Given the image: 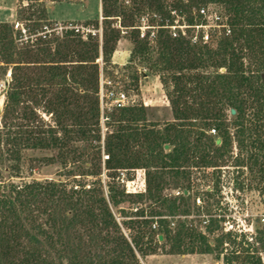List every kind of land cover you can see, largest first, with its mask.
<instances>
[{"label": "trees", "instance_id": "obj_1", "mask_svg": "<svg viewBox=\"0 0 264 264\" xmlns=\"http://www.w3.org/2000/svg\"><path fill=\"white\" fill-rule=\"evenodd\" d=\"M27 1L18 14L29 21L23 24L27 39L14 23H0V67L11 66L0 160L18 165L28 149H57L49 162H60L67 171L60 180H0V264H143L140 258L161 248L174 255H214L223 264H264V225L253 233L227 230L225 217L217 213L221 167L233 158L234 166L248 170L250 188L264 197V0H134L132 7L102 0L101 41L73 30L38 35L50 25L47 6L43 0ZM201 3L219 6L231 26L230 35L213 41L215 48L173 38L165 29L151 41L135 28V12L150 10L162 24L173 21L172 9L191 19L192 8ZM122 11L127 21L112 26ZM129 29L135 46L127 63L139 60L147 75L159 76L173 120L147 122L142 103L115 108L105 115L113 129L102 142L100 76ZM144 75H134L136 86ZM41 107L54 124L40 119ZM231 109L236 113L229 119ZM139 168L146 172V191L127 193L118 172ZM89 177L96 181L89 184ZM169 186L180 194H165ZM143 200L151 202L149 211L120 207ZM116 213L132 219L121 222ZM192 215L198 226L187 219Z\"/></svg>", "mask_w": 264, "mask_h": 264}, {"label": "rangeland", "instance_id": "obj_2", "mask_svg": "<svg viewBox=\"0 0 264 264\" xmlns=\"http://www.w3.org/2000/svg\"><path fill=\"white\" fill-rule=\"evenodd\" d=\"M45 5L48 7L49 4L53 3L48 7V13L52 19L62 20V19H92L86 21H72V20H62V21H53L50 20V27L57 23H61L62 25L73 24L78 27H83L84 32L83 37H85L88 32L86 29L90 31L97 32V36L100 37L102 34V26L104 23V19H98L99 14V0H67L63 2H53L50 0H43ZM134 0H118V5L124 6H133ZM139 1V0H136ZM30 4V1L27 0H0V23L8 22V23H16L20 24L29 23L27 20L19 19V12L22 8H27ZM39 4L37 1L35 5ZM203 4V3H201ZM205 4V3H204ZM207 4V3H206ZM38 6H35V10ZM115 7V6H112ZM33 10V9H32ZM113 11L110 10L107 14H113ZM125 12V11H124ZM122 11L123 18H114L112 26L118 27L120 21L126 22L125 14ZM153 12L145 9V11L135 12L133 16L134 25L141 24V18L144 15H148L149 19H152L156 23L160 20L157 18H153ZM102 17H104L103 7H102ZM131 29V28H130ZM129 30L128 33H122L121 38L118 43L121 41L120 47L126 48L130 52L133 50L135 43L130 39L131 33ZM74 31V30H73ZM93 35V34H92ZM117 43V44H118ZM118 45H116L117 47ZM212 47H216V41L212 43ZM113 57V56H112ZM100 68L103 67L104 63L102 58L99 60ZM113 61V58H112ZM2 65V64H0ZM1 67L3 69H1ZM0 67V119L3 114V109L5 105L6 99V90L7 85L10 80V72L11 66H1ZM5 67L7 68L6 72L4 71ZM106 72L102 73L100 76V86L101 79L104 80V90L110 88L122 89L126 91L130 97H133L135 103H142L145 106V114L147 122L149 123H157L163 125L165 123L171 122L173 120V115L171 112L170 101L167 96L166 89L159 78V76L151 74L147 70L143 68L142 64H140L139 60L124 65L113 64L107 66L105 69ZM139 72H143L145 75L140 76L138 85L136 86L133 77L134 75H138ZM5 73V74H4ZM102 77V78H101ZM147 103V105L144 104ZM111 112V110L104 109V115ZM228 118L232 119V114L230 111H227ZM40 119L46 124H54L52 119V115L48 112H45L43 107L40 108L39 111ZM113 127H108V123L106 119H101L100 122V130L102 142L104 141L108 132ZM234 156L237 153L236 144L234 145ZM58 153L57 149H28L23 152L22 160L16 166L13 162H1L0 160V180L5 182H13L16 184H24L32 181H44V180H60L65 179V174L67 169L63 167L60 162H49L52 157L56 156ZM233 156V157H234ZM107 155L104 153L102 149V158H101V175L102 185L105 190V194L107 193L106 183L109 181V178L106 176L108 172L105 169V159ZM234 158L229 160L227 166L221 167V180H220V194L217 196L221 200L220 208L217 209V213L221 214L225 217L224 226L228 230H238V231H248L249 233H253L256 227L260 225H264V197L263 195L256 190L255 188H250L249 181V172L246 168L237 167L233 165ZM70 168V167H69ZM120 175V179H124L126 181L140 182L144 177L146 181V172L145 169H122L118 172ZM125 174V176L122 175ZM89 184H92L96 181V178L89 177L86 179ZM120 182H122L120 180ZM125 182H122L125 185ZM203 183V181H202ZM172 186H169L165 189L164 193H173L177 195L175 192L180 189H172ZM126 188V187H125ZM145 193V192H139ZM136 194V193H132ZM203 197L202 195L199 198ZM150 201H139L136 203H130V201H126L120 204L121 208L126 207H143L147 208L150 205ZM202 205V204H198ZM135 209V208H134ZM203 209V208H202ZM126 213L131 214L130 210H126ZM125 213H116V218L121 221H129L132 219V216H124ZM157 219V218H156ZM192 224L198 226V218L196 215L189 216L187 218ZM174 222H177V217L173 219ZM174 223H171L170 227H174ZM205 222H201V229L204 228ZM123 230L126 234L130 233V230ZM160 236V235H159ZM158 236V239H159ZM213 237V236H211ZM160 240V239H159ZM262 258L264 261V253L262 254ZM143 264H223L221 260H217L214 258V255L210 254H186V255H174L168 254L166 251L161 248L155 254L147 255L145 257L140 258Z\"/></svg>", "mask_w": 264, "mask_h": 264}, {"label": "built area", "instance_id": "obj_3", "mask_svg": "<svg viewBox=\"0 0 264 264\" xmlns=\"http://www.w3.org/2000/svg\"><path fill=\"white\" fill-rule=\"evenodd\" d=\"M168 4L182 3L191 4L192 0H162ZM170 15L173 19L172 22L166 20L164 23L159 24L149 19L148 15H144L141 18V24L136 25L135 28L140 31V37H148L151 41L156 38L159 29H165L169 32L170 36L173 38H184L188 40L192 45H204L213 43L216 38L220 35H230L231 26L229 24L228 17L221 10V8L215 4L207 3L200 4L199 6L193 7L191 12V19H188L186 14L180 12L178 9H172ZM153 18L159 19L160 16L153 14ZM15 29H21L24 34V39H27V31L22 24L16 22L14 24ZM67 30H74L76 33L84 32L83 27H78L77 25L68 24L62 25L57 23L52 27L45 25L40 28L38 35L46 37V35L56 34L61 35ZM93 35H97V32L90 31ZM90 33H86L85 36ZM83 36V35H82ZM33 37V36H32ZM102 38V34H101ZM102 78V77H101ZM135 100L130 97L129 94L122 89L110 88L106 91L104 90V80L101 79L100 86V108H101V119H106L104 115V109L112 110L115 108H121L134 104ZM145 105L147 103L144 102ZM212 134H215V130L211 129ZM125 176L124 173H122ZM122 182L125 180L122 178ZM127 193H139L146 191V181L143 177L140 182L126 181L125 182ZM177 195L180 191L175 192ZM197 204H201L199 198L196 199ZM156 228V224L153 225Z\"/></svg>", "mask_w": 264, "mask_h": 264}, {"label": "crops", "instance_id": "obj_4", "mask_svg": "<svg viewBox=\"0 0 264 264\" xmlns=\"http://www.w3.org/2000/svg\"><path fill=\"white\" fill-rule=\"evenodd\" d=\"M53 3L49 4L48 7L50 5H52ZM48 7H47V11H48ZM48 17L50 18V20L53 21H62V20H76V21H86V20H92V19H83V20H77V19H62V20H56V19H52L48 13ZM104 17H102V0H99V14H98V19L102 20ZM121 41L117 44L118 46L116 47L114 53H113V62L114 64H118V65H124L125 63L128 62L129 60V51L126 48H122L120 47Z\"/></svg>", "mask_w": 264, "mask_h": 264}, {"label": "water", "instance_id": "obj_5", "mask_svg": "<svg viewBox=\"0 0 264 264\" xmlns=\"http://www.w3.org/2000/svg\"><path fill=\"white\" fill-rule=\"evenodd\" d=\"M230 112H231L232 115H234V114L236 113L235 109H231ZM0 113H1V109H0ZM216 142H217V143H220V139H217ZM166 147H167V146H166ZM162 238H163V237L160 235V236H159V239L162 240Z\"/></svg>", "mask_w": 264, "mask_h": 264}]
</instances>
